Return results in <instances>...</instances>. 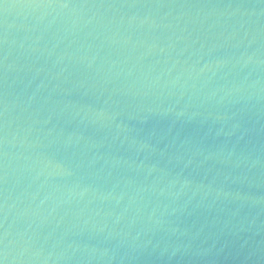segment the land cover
Masks as SVG:
<instances>
[{
	"label": "water",
	"instance_id": "95a60500",
	"mask_svg": "<svg viewBox=\"0 0 264 264\" xmlns=\"http://www.w3.org/2000/svg\"><path fill=\"white\" fill-rule=\"evenodd\" d=\"M2 264H264V0H0Z\"/></svg>",
	"mask_w": 264,
	"mask_h": 264
},
{
	"label": "snow or ice",
	"instance_id": "6c2138e0",
	"mask_svg": "<svg viewBox=\"0 0 264 264\" xmlns=\"http://www.w3.org/2000/svg\"><path fill=\"white\" fill-rule=\"evenodd\" d=\"M0 264H2V262H0Z\"/></svg>",
	"mask_w": 264,
	"mask_h": 264
}]
</instances>
